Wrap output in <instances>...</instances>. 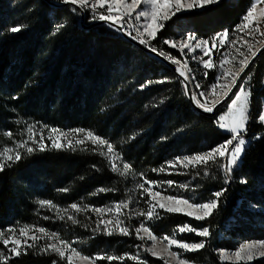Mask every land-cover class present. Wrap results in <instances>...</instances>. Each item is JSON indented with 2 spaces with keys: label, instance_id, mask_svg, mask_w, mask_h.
<instances>
[{
  "label": "trees",
  "instance_id": "1",
  "mask_svg": "<svg viewBox=\"0 0 264 264\" xmlns=\"http://www.w3.org/2000/svg\"><path fill=\"white\" fill-rule=\"evenodd\" d=\"M51 1L0 0L2 113L12 115L7 112L10 109L36 122L50 123L51 127L91 130L113 143L124 162L152 181L158 174L152 169L166 166L176 157L202 153L228 137L215 123L218 112L215 116L198 113L184 94L181 79L163 62L107 26L82 27L79 17L69 12L67 6H56ZM250 3L251 0H220L201 10L180 13L167 22L152 43L181 58L176 49L163 44L165 39L185 31H194L202 39L224 29L231 33L241 23ZM59 22L65 27L53 35L54 25ZM17 23L26 24V29L7 33L6 29ZM253 65L245 75L254 73L251 119L245 137L250 142L233 172L231 184H224L225 176L218 167L209 165V175H204L202 167L192 170V177L199 176L195 186L204 193L197 199L199 202L211 198L221 187H228L219 210L205 221L162 211L160 222L152 226L159 237L172 235L174 229L184 224L209 226L212 235L206 247L183 255L190 262L233 264L221 261L218 251L233 249L237 238L252 240L264 235V125L256 122L264 100V51ZM166 77L168 82L155 83ZM149 80L153 83L141 89ZM257 134L261 138L252 139ZM101 159L94 152L70 149L25 156L0 171V213L16 203L18 190L25 191L23 175L31 170L45 179L49 190L71 185L77 198L88 196L94 189L120 185ZM187 175L169 179L185 184L191 176ZM241 178L247 183H240ZM14 213H19L17 205ZM181 239L198 242L202 238L183 234ZM147 259L148 264H164L153 257ZM8 264H47V260L29 252ZM250 264H264V260Z\"/></svg>",
  "mask_w": 264,
  "mask_h": 264
},
{
  "label": "snow or ice",
  "instance_id": "2",
  "mask_svg": "<svg viewBox=\"0 0 264 264\" xmlns=\"http://www.w3.org/2000/svg\"><path fill=\"white\" fill-rule=\"evenodd\" d=\"M218 2L219 0H57V3L67 6L69 12L73 14L86 12L88 13L86 19L91 22H101L107 25L109 29L130 37L133 41L143 45L146 50L176 65L175 70L181 78L180 82L184 89V94L191 99L194 106L205 113H213L214 111L222 113L217 116L215 123L220 129L228 133V137L225 140L202 153L185 155L182 158L176 157L173 161L166 162V166H162L159 169L154 168L152 171L158 173L166 172L168 168L174 169L176 164L179 163L184 169L202 167L204 175H209V165H212L218 167L220 172L224 174V184L230 185L233 172L239 166L241 158L245 153L246 145L250 142L245 137L251 119L250 101L252 86L250 81L252 77L249 74L241 79V76L249 68V65L252 64L253 59L260 50L259 48L253 50L254 46L251 40L255 39L257 35L264 37V30L261 28L264 25V7H261L264 5V0H251L250 5L241 17V23L231 33L228 29H224L209 39H202L194 31H185L178 35V37L165 39L163 44L167 45L170 49H176L180 53L181 58L174 57L170 52H166L152 43L153 41H157L159 33L165 29L167 22L172 21L174 17H178V14L194 8H204ZM26 27V24L17 23L8 27L6 31L10 34H16L25 30ZM64 27L65 25L62 22L54 25L53 35L58 34ZM245 36L250 39H244ZM238 41L240 42L239 46H237ZM258 43L264 46V41H258ZM245 46L247 54L241 51V48ZM232 49H235V52L242 57L237 62L238 71H229L225 67L230 57L235 59L232 56ZM189 56L200 66L202 79H206L210 71L216 72L214 82L207 87L201 84V81L196 78L195 73L188 68ZM221 81H225V83H221ZM166 82H168L167 77L155 81V83ZM238 82L241 86L236 88ZM152 83L153 81L150 80L145 81L141 85V89ZM218 88L220 89L219 97L217 96ZM233 89H236V91L233 92ZM209 96L212 97L211 100H209ZM229 96L232 97L230 100L228 99ZM225 101H228L227 104L224 103ZM256 122L264 125V100L261 101V108L259 114L256 116ZM45 131H47V135H45ZM25 133L26 138L20 140H15L11 131L4 133L5 136L12 140V145L0 148V171H3L5 167H11L19 163L24 159L25 155L32 156L35 153L50 149L57 151L66 149L87 151L88 149L83 147V145L88 141L92 143L93 149L97 146H106V152L101 151L97 154L104 156L108 160L110 171L113 173L127 176L132 170L128 162L118 165L117 161H122L123 157L115 150L113 143L96 135L91 130L83 128L62 130L46 124L39 125V129L37 130V125L32 123L27 125ZM81 135L82 139L77 138ZM131 138L134 139L135 137ZM260 138L259 134L252 137V139L257 140ZM93 169L99 171L96 165H93ZM140 178L143 182L138 183L136 189L140 192V199H144L147 196V199L144 200V203L147 205V211L141 210L134 213L136 216L144 217V219L133 230H130L125 224L124 219H122L125 216L129 219L132 217L133 210L129 208V204L133 202L131 198L100 208L90 205L81 207L76 203L71 204L70 208L77 214L81 211H92L96 214L95 227L91 228L93 234L102 232L107 236L114 234L130 236L134 231L137 240L145 241L147 238V240L152 241L150 247L145 248L143 244H137L134 246L137 249L134 255L131 253L123 255L97 254L95 257L90 258L88 256H81L77 248L72 246L78 243V241L69 242L68 240L60 239L57 233H50L43 227L36 229L35 226L30 228L28 225L20 227L18 230L19 235H17V228L13 226L0 230V243L7 249V254H5L4 250H0V264H8L11 258L27 254L29 249L35 248L39 240L44 238L53 242L42 246L40 252L54 253L61 260H65L66 264H75L74 257H80L82 264H96L97 260L105 259L108 261V264H112V261H118L119 264H123L126 257L131 259L134 264H148L147 260L141 259V250L149 253L152 257L164 260V264H169V261L165 259L162 253H167L168 256L173 257L176 264H190L188 260L180 258L181 252H172L170 249L175 246L184 253L204 249L208 239L212 235L209 226L193 227L189 224L178 226L173 230L171 237L164 235L159 238L161 241H167V245L164 249L157 250L158 238L146 225L154 219L158 220L162 218L157 209H163L167 213L184 214L197 221L208 220L219 210L223 203L222 198L227 193L228 187H221L219 190L214 191L211 194V198L206 201L196 202L190 197L183 195H164L165 192L175 186V182L172 180L163 182L149 181L144 177L143 173H140ZM240 183L246 184L247 180L241 178ZM180 187L185 189V191H195V188H190L188 185H180ZM196 187L199 186L197 185ZM114 190L111 188H100L98 191L104 193ZM63 191H67V189H63ZM38 203L41 207H56L48 200H39ZM251 207L259 206L251 205ZM64 212L67 213L68 210L65 209ZM109 214L114 219L104 218ZM44 218L50 219V217ZM57 218L64 220L65 215L59 214L58 210ZM67 219L73 224L80 223L71 214L67 215ZM82 226L89 228L87 224ZM33 229L41 235L29 236V231ZM185 232L194 233L202 239L198 242H188L176 238L178 234ZM29 240L32 243H29ZM219 257L221 261H232L233 264H250L254 259L264 257V240L242 243L231 255L221 250ZM52 264H57V262L54 260Z\"/></svg>",
  "mask_w": 264,
  "mask_h": 264
},
{
  "label": "rangeland",
  "instance_id": "3",
  "mask_svg": "<svg viewBox=\"0 0 264 264\" xmlns=\"http://www.w3.org/2000/svg\"><path fill=\"white\" fill-rule=\"evenodd\" d=\"M51 2H53L54 4H59L55 0H52ZM218 3H215V4H218ZM215 4H211V5H215ZM141 7H143V5H141ZM261 7H264V5H262ZM201 9L203 8H194L186 12L193 11V10H201ZM76 15L77 17H79L80 22H81L82 13H77ZM87 15L88 13L85 12L84 13V23H85V20H87L88 25L96 23V22H91L90 20L86 19ZM261 28L262 30H264V25H262ZM244 39H250V38L245 36ZM258 41H264V37L257 35L255 39L251 40V43L254 46L253 50H256L257 48L260 49L262 47V45L258 43ZM239 43L240 42L238 41L237 46H239ZM241 51H244L247 54L246 46L244 48H241ZM232 56H234L235 59H232L230 57L229 62L225 65V67L229 71H238L237 62L242 57H240L235 52V49H232ZM188 61H189L188 68L191 69L192 72L195 73L196 78L201 81V84L204 87H207L212 82H214L216 78L215 71H210L208 77L206 79H202V70L200 69V66L197 64V62L193 61L191 59V56L188 57ZM210 74H213L214 76L212 77ZM253 74L254 73L251 74L252 79H253ZM252 79L250 81V84L253 90L254 85L252 84ZM221 83H225V81H221ZM219 92H220V89L218 88L217 89L218 97H219ZM211 99L212 97L209 96V100ZM7 110H9L7 112H12V115H5V113H2L0 111V148L4 146L12 145V140H10L7 136L4 135L5 132L11 131L13 133V138L15 140H20V139L26 138L25 129L28 124L35 123L37 125V130L39 129V125L46 124L44 122H39V121L36 122L34 121V119H31V118H26L24 117V115L20 116L19 114H17V112L13 110H10V109H7ZM218 114H222V113L218 112ZM47 124L52 126L50 123H47ZM57 128L63 130V128H60V127H57ZM67 130H71V129H67ZM224 132L227 133L226 131ZM22 133H24V135H22ZM45 135H47V131H45ZM77 138L82 139L83 137L81 135L80 137H77ZM83 147L87 148L88 150L87 151L77 150V151L79 153L94 152L95 154L101 151H104V152L107 151L106 146L104 147L97 146L95 149H93V145L90 141L86 142L85 145H83ZM66 150H69V149H66ZM52 151H54V149H50L44 152H38V153L33 154L32 156L42 154L45 152L51 153ZM98 157H101L102 158L101 160H103L104 164H107V166L110 169L108 160L104 156H101L99 154H98ZM123 162L124 160L117 161L118 165H122ZM192 170L194 169H192L191 167L184 169L179 165V163H177L174 169L168 168L166 172L158 173L157 179L154 181L163 182V181L170 180L169 177L171 176H185L190 173L191 176L190 178H188L187 183L179 184L175 182V186H173L171 189L165 192L164 195H183L185 197H190L193 201L199 202L197 199L199 198V196H202L201 194H204V193L200 187L195 186V184L197 183L199 179V176L195 175L192 177V173L194 172ZM140 173L142 172H139L133 169L128 173L127 176H120L117 173H113L117 176L118 178L117 181L119 182L120 185L118 186L111 185L112 187H105V188L115 189L114 191L100 193L98 191L99 189H94L88 196L77 198L76 196L72 194L73 191L70 187L71 185H65L63 189H67V191H63V189L59 188L58 186H55V188L51 187L49 190L50 185H47V183L45 182V179L42 176L37 175L34 172V170L28 171L25 175H23V179H22L24 183L22 187L24 188L23 190L25 191L18 190L20 193L16 192V201H15L16 203H12L11 205H8L4 209H2L1 212L3 213L2 214L0 213V230L15 226L17 228V235H19L18 230L20 227L24 225H28L30 228L32 226H35L36 229L43 227L50 233L51 232L57 233L60 239L68 240L69 242L78 241V243H75L72 246L77 248V251L81 253V256H88L90 258L95 257L97 254L123 255L125 253H131L134 255L137 252L136 247H134L135 245L143 244L144 247L147 248L151 246L152 241L147 240V238L145 239V241L137 240L135 237L134 231L132 232L130 236L115 235V234L112 236H107V235H104L102 232L93 234L91 231V228L95 227L94 222L97 218L96 214L92 211H87V212L81 211L77 214L74 210L70 208V205L73 203H76L77 205L81 207L85 205H90L96 208H100V207L110 206V205L115 204L118 201L128 200L129 198H131L133 202L129 204V208L133 210L132 217L129 219L125 216V217H122V219H124L125 224L130 228V230H133L136 227H138L140 222L144 219V217L136 216L134 213L141 211V210L145 212L147 211V205L144 203V200L147 199V196H145L144 199H140V192L139 190L136 189V185L140 182H143L140 178ZM149 181H152V180H149ZM180 185H188L190 188H195V191H185V189L181 188ZM39 200L51 201L52 204L55 205L56 207H53V208H49L48 206L41 207L38 203ZM137 201L139 202L137 203ZM164 202L167 203L166 201ZM15 205H17L19 213H14ZM65 209L68 210L67 213L64 212ZM58 210H59V214L65 215L64 220H60L57 218ZM157 211L159 212L160 216H162V211L166 212L163 209H157ZM68 214H71L80 223L73 224L71 221L67 219ZM44 217H50V219H45ZM89 217H91V219H89ZM104 218L114 219V217H112L111 214L106 215ZM159 222H160L159 219L158 220L154 219L153 221L149 222V224L146 226H148L152 231V226ZM84 224L89 225V228L83 227L82 225ZM183 234L184 235L193 234L194 236H196L194 233L185 232V233L178 234L176 238L181 239ZM31 235L40 236L41 234L33 229L32 231H29V236ZM168 236L171 237V235H168ZM157 238H158L157 239V250L164 249L167 245V241H161L159 239L160 238L159 236H157ZM259 240H264L263 234H261L258 238H255L252 240H246V239L243 240L241 238H237V240L234 241L235 247L233 249H222V250L226 252L227 254L231 255L232 253L235 252V250L239 247L240 244L245 243V242H255ZM49 242H53V241H49L47 238L40 239L36 247L29 249L27 251V254H29V252L37 253L38 256L45 258L47 260V264H52L51 261L53 262L54 260L57 262V264H66L65 260H61L54 253L48 254V253L40 252V248ZM29 243H32V241L29 240ZM0 250H4L5 254H7V249L4 248L2 243H0ZM170 251L181 252L182 253L180 257L181 259H185L183 255L186 253H189V252L184 253L182 252V250L178 249L175 246H173L170 249ZM220 251L221 250H219L218 253H220ZM162 254L164 255L165 259L169 261V264H176L175 259L173 257L168 256L167 253H162ZM22 255L20 257L11 258L9 261L13 259H21ZM140 255H141V259L147 260V262H148L147 258L152 257L149 253L142 251V250H141ZM153 258L161 260L158 257H153ZM257 260H264V257L254 259L250 263L255 262ZM129 261H132V260L126 257L125 260L123 261V264H128ZM74 262L75 264H82L80 257H74ZM225 262H232V261H225ZM96 264H108V261L106 259L97 260ZM112 264H119V262L112 261ZM190 264H197V263L190 262Z\"/></svg>",
  "mask_w": 264,
  "mask_h": 264
},
{
  "label": "water",
  "instance_id": "4",
  "mask_svg": "<svg viewBox=\"0 0 264 264\" xmlns=\"http://www.w3.org/2000/svg\"><path fill=\"white\" fill-rule=\"evenodd\" d=\"M56 6H59L58 4H54ZM61 5V4H60ZM81 26L84 27V28H87V29H92V28H96L98 26H107L101 22H96V23H93V24H90V25H85L84 23V13H82V20H81ZM120 34V33H119ZM126 40H128L129 42L133 43L134 45L138 46L139 48H141L142 50H144L147 54H149L150 56L158 59L159 61L163 62L166 66H168L171 70H173V72L179 77L178 73L176 72V65H173L171 63H169L167 60H165L163 57H159L158 55L156 54H153L151 53L150 51L146 50V48L143 46V45H140L138 44L136 41H133L130 37H127L123 34H121ZM264 51V46H262L260 48V50L257 52V55L256 57L253 59V62L252 64L249 65V68L246 69L245 73L242 74L241 76V79L244 78V76L246 75V73L251 69V67L253 66V64L255 63V61L257 60V58L259 57V55ZM180 78V77H179ZM181 79V78H180ZM239 87V82L237 83V86L236 88ZM236 89H233V92H235ZM188 97V96H187ZM229 100L231 99V96H229L228 98ZM188 100L190 102V104L193 106V108L200 114H203V115H207V116H215L217 114L216 111H214L213 113H205L203 112L202 110H200L199 108H197L196 106H194L193 102L191 101V99L188 97ZM228 101H225L224 103L227 104Z\"/></svg>",
  "mask_w": 264,
  "mask_h": 264
}]
</instances>
